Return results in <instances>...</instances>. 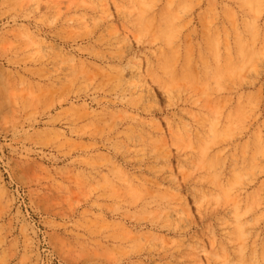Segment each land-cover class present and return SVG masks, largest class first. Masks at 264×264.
<instances>
[{
	"label": "rangeland",
	"instance_id": "374dc122",
	"mask_svg": "<svg viewBox=\"0 0 264 264\" xmlns=\"http://www.w3.org/2000/svg\"><path fill=\"white\" fill-rule=\"evenodd\" d=\"M0 264H264V0H0Z\"/></svg>",
	"mask_w": 264,
	"mask_h": 264
}]
</instances>
